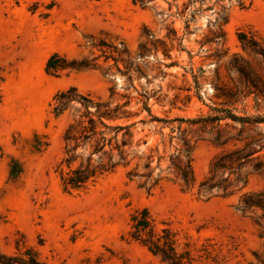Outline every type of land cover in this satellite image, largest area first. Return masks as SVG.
Listing matches in <instances>:
<instances>
[{
	"label": "rangeland",
	"instance_id": "rangeland-1",
	"mask_svg": "<svg viewBox=\"0 0 264 264\" xmlns=\"http://www.w3.org/2000/svg\"><path fill=\"white\" fill-rule=\"evenodd\" d=\"M240 32L264 47V0L242 8L237 0H0V252L29 249L46 264H166L130 235L132 216L144 209L186 264H254V254L264 255L260 212H239L238 193L196 194L222 150L213 144L217 122L153 119L224 114L216 109L264 116V100L240 92L232 67L237 55L258 67L241 49ZM52 54L92 67L53 74L45 69ZM72 86L111 108L123 105L128 116L111 123L130 125L129 163L82 190H66L61 180L68 171L63 134L74 111H52L55 95ZM219 124L229 135L240 130L230 118ZM254 127L262 145L254 156L264 160V123ZM182 139L195 179L189 189L167 168ZM259 190L264 171L251 173L244 188Z\"/></svg>",
	"mask_w": 264,
	"mask_h": 264
},
{
	"label": "trees",
	"instance_id": "trees-1",
	"mask_svg": "<svg viewBox=\"0 0 264 264\" xmlns=\"http://www.w3.org/2000/svg\"><path fill=\"white\" fill-rule=\"evenodd\" d=\"M244 1L237 0V5L241 8L244 7ZM221 20L225 23L227 15L221 17ZM219 35L223 37V31ZM237 37L241 49L258 66L256 69L250 61L242 56H234L232 67L239 76L242 86L240 92H244V96L252 95L256 102L260 99L264 100V47L252 35L240 32ZM91 67L92 65L87 60H66L57 54H52L47 59L45 69L57 74L64 70H82ZM216 89L223 90L226 87L222 85ZM89 105H93L94 109L89 110ZM122 106L115 105L111 108L108 102L95 101L87 94H80L73 86L55 95L52 108L55 116H59L67 110L74 111V116L63 134L65 156L62 162L68 168V171L61 177L64 189H85L98 177L112 172L119 165L126 166L129 163L127 148L129 147L130 125L111 123L115 119L128 116V113L121 109ZM146 110L149 112L147 107ZM216 110L224 111V114L192 120L183 118L166 120L155 117L153 119L164 123L171 121L217 122L213 144L221 147L222 150L211 160L207 174L197 184L196 194L204 200H208L215 196L229 197L238 193L235 208L242 214L260 212L256 217L264 221V190L244 191L248 176L253 172L264 171V160H261L259 156H254L262 149V145L257 147V140L251 133L256 130L254 124L264 123V116H237L228 110ZM225 118H230L240 124V130L236 135H229L219 124ZM177 130L179 131V128ZM120 131L123 132L120 139L117 140ZM171 141L170 139V143ZM188 142V140L182 139V147L176 148L175 152L169 155V166L167 167L173 178L185 189L192 188L195 182ZM228 143H232V146L224 148ZM256 147L258 149H255ZM84 150L86 156L83 158ZM181 154L183 160L179 157ZM160 158L158 157V161ZM147 160L143 167L149 170L151 155L147 156ZM151 172L138 174L129 171L128 175L149 178ZM158 180V178L155 179L149 188L157 184ZM131 220L133 222L130 233L132 238L139 240L151 252L158 254L166 264H186L183 260L184 257L175 251L174 242L167 230L163 229L162 235H156L150 225L146 210L143 209L140 213L132 216ZM254 257L256 259L254 264H264V255L254 254ZM0 264L46 263L40 261L35 253L28 249L17 255H6L0 252Z\"/></svg>",
	"mask_w": 264,
	"mask_h": 264
}]
</instances>
